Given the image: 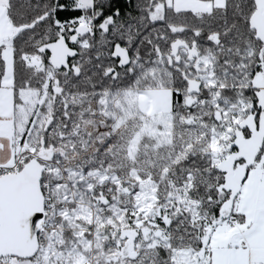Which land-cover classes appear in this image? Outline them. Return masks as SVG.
Here are the masks:
<instances>
[{
	"label": "snow or ice",
	"instance_id": "1",
	"mask_svg": "<svg viewBox=\"0 0 264 264\" xmlns=\"http://www.w3.org/2000/svg\"><path fill=\"white\" fill-rule=\"evenodd\" d=\"M0 264H264V0H0Z\"/></svg>",
	"mask_w": 264,
	"mask_h": 264
}]
</instances>
